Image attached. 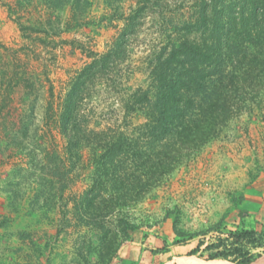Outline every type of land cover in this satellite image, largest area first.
Here are the masks:
<instances>
[{
  "label": "trees",
  "instance_id": "1",
  "mask_svg": "<svg viewBox=\"0 0 264 264\" xmlns=\"http://www.w3.org/2000/svg\"><path fill=\"white\" fill-rule=\"evenodd\" d=\"M130 1L126 14L115 9L117 15L88 20L80 17L91 7L88 0H14L3 5L11 15L23 5L46 13L45 20L13 19L27 44L0 43V150L20 155L0 179L6 210L0 229L23 227L17 240L28 250L26 264L41 263L63 236L82 230L100 243L98 254L114 257L141 228L129 210L184 160L222 136L231 121L249 119L264 92V0ZM106 4L110 12V1ZM64 11L69 16L63 32L105 26L118 31L104 52L89 53V62L70 77L57 110L49 86L45 131L31 135V102L39 87L31 63L45 65L44 55L50 57L47 52L66 42L46 34L49 15ZM152 15L160 43L146 57L144 84L126 85L122 67L129 61L131 42ZM115 81L120 82L122 117L102 121L87 101L98 88L114 91ZM19 90L22 102L29 104L9 133L2 117ZM52 130L64 142L62 152L54 147ZM79 169L89 170L88 183L79 193H67ZM171 230L177 238L172 245L191 243L185 256L251 264L264 254V231L240 229L223 235L213 227L182 233L175 220ZM214 230L217 235L207 243L204 236Z\"/></svg>",
  "mask_w": 264,
  "mask_h": 264
},
{
  "label": "rangeland",
  "instance_id": "2",
  "mask_svg": "<svg viewBox=\"0 0 264 264\" xmlns=\"http://www.w3.org/2000/svg\"><path fill=\"white\" fill-rule=\"evenodd\" d=\"M13 1L0 0V43L20 46L27 42L20 38L13 19L20 18L28 22L38 18L45 20L46 13L23 5L11 15L3 5L13 4ZM88 1L91 7L85 8L80 16L84 20L98 19L102 14L117 15L115 9L126 14L132 5L130 0ZM108 1L110 12L106 6ZM30 2L36 4L38 0ZM51 15V26L47 27L46 34L57 35L66 42L47 52L52 53L50 57L48 54L44 55L45 65L36 61L31 63L33 72L39 76L36 99L31 102L35 116L30 126L31 135L36 131L39 135L45 131L42 119L49 86L52 88V102L57 110L70 77L89 62V53L104 52L118 31L114 27L105 26L63 32L62 23L69 13L64 11ZM116 21L114 23L119 28L121 23ZM159 29L156 16H149L138 35L133 38L129 61L122 67L126 85L144 84L146 57L160 43ZM46 49L43 52L48 51ZM119 84V81H115L114 91L98 88L87 101L88 109L92 108L95 111L93 113L99 115L102 121H116L122 117L121 97L117 94L120 92ZM22 97L23 91H17L12 103L3 113L6 132L14 133L21 111L29 104H24ZM257 101L249 119L244 116L231 121L222 136L184 160L164 177L159 187L154 188L141 203L129 210L130 217L141 228L132 235L129 243L116 251L114 257L109 259L102 252L98 254L100 243L92 233L82 230L80 235L72 233L63 236L54 250L44 254V259L38 264H131V260H137L140 264L159 260L164 261L161 264H170L176 255H184L191 247V243L184 246L171 244L177 239L171 230L173 220L182 233L204 231L213 227L223 235L240 229L264 231V92ZM53 131L54 147L62 152L64 142ZM16 151L10 153L4 148L0 150V179L11 170L12 163L18 162L20 155ZM10 157L12 159L9 160ZM88 172L89 170H76L73 173L75 182L67 193L82 191L88 183ZM2 188L3 183L0 181V189ZM5 211L0 192V215ZM165 216L167 219L161 222ZM22 232L23 227L0 229V264H26L28 250L17 240ZM216 235L214 230L204 236V239L208 243ZM157 249L160 251L157 252ZM169 258L171 259L167 260Z\"/></svg>",
  "mask_w": 264,
  "mask_h": 264
},
{
  "label": "bare ground",
  "instance_id": "3",
  "mask_svg": "<svg viewBox=\"0 0 264 264\" xmlns=\"http://www.w3.org/2000/svg\"><path fill=\"white\" fill-rule=\"evenodd\" d=\"M169 263L170 264H233L223 260L205 261L195 256H185V255L174 257L173 260L170 261ZM251 264H264V254L260 258L252 262Z\"/></svg>",
  "mask_w": 264,
  "mask_h": 264
}]
</instances>
